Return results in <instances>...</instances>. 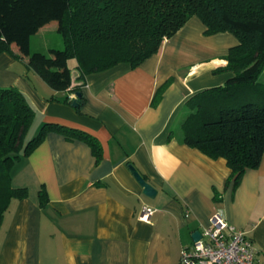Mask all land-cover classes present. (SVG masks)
Listing matches in <instances>:
<instances>
[{
  "label": "crops",
  "instance_id": "obj_1",
  "mask_svg": "<svg viewBox=\"0 0 264 264\" xmlns=\"http://www.w3.org/2000/svg\"><path fill=\"white\" fill-rule=\"evenodd\" d=\"M205 30L192 16L139 65L118 63L81 84L70 59L79 108L69 102L72 91L52 90L26 59L0 53V86L18 88L33 106L34 136L54 122L88 132L101 146L96 162L86 142L51 131L14 162L11 182L27 195L12 199L3 214L0 264H179L191 235L217 211L251 238L264 264V154L233 188L223 157L211 158L173 134L190 96L232 76L214 70L237 38ZM162 83L160 101L151 106ZM129 164L154 186V197L142 192ZM143 205L154 209L149 220L139 216Z\"/></svg>",
  "mask_w": 264,
  "mask_h": 264
},
{
  "label": "trees",
  "instance_id": "obj_2",
  "mask_svg": "<svg viewBox=\"0 0 264 264\" xmlns=\"http://www.w3.org/2000/svg\"><path fill=\"white\" fill-rule=\"evenodd\" d=\"M192 16L203 22L206 34L229 31L238 42L222 56L225 64L214 70L232 76L190 96L173 134L211 158L223 157L230 169L226 185L231 181L235 188L264 154V83L258 81L264 71V0H0V53L26 59L27 68L52 90L81 94L87 74L118 63L139 65ZM50 23L56 24L63 47L32 52L31 36ZM70 59L76 61L80 82L73 86ZM165 84L155 90L151 106L160 101ZM82 99L81 94L76 108ZM34 117L33 106L18 88L0 86V225L10 201L27 195L25 186L12 184V165L48 132L82 140L96 162L101 158L99 141L73 126L43 123L27 139ZM39 196L44 203L42 190Z\"/></svg>",
  "mask_w": 264,
  "mask_h": 264
},
{
  "label": "built area",
  "instance_id": "obj_3",
  "mask_svg": "<svg viewBox=\"0 0 264 264\" xmlns=\"http://www.w3.org/2000/svg\"><path fill=\"white\" fill-rule=\"evenodd\" d=\"M154 209L143 205L142 220H149ZM200 238L180 251L179 264H260L251 238L230 224L221 212H214Z\"/></svg>",
  "mask_w": 264,
  "mask_h": 264
},
{
  "label": "rangeland",
  "instance_id": "obj_4",
  "mask_svg": "<svg viewBox=\"0 0 264 264\" xmlns=\"http://www.w3.org/2000/svg\"><path fill=\"white\" fill-rule=\"evenodd\" d=\"M54 24V23H51ZM53 25H51V27L46 28L45 31L40 30L38 33H35L31 36L30 38V50L33 51H40L43 53H47L48 51V47H54L57 49H61L63 47V43H62V38L60 36V34L56 31V27L54 26L52 28ZM22 66L25 65L23 62L18 61V69L23 68ZM258 81L260 83H264V71L261 72ZM33 135V129L29 128L26 138L30 139L32 138ZM16 183L18 182H14L13 185H17Z\"/></svg>",
  "mask_w": 264,
  "mask_h": 264
},
{
  "label": "water",
  "instance_id": "obj_5",
  "mask_svg": "<svg viewBox=\"0 0 264 264\" xmlns=\"http://www.w3.org/2000/svg\"><path fill=\"white\" fill-rule=\"evenodd\" d=\"M81 94L79 92L74 93V98L72 99V106H78L77 103V98L80 96ZM132 175L134 176V178L136 179V181L139 183V185L142 187V192L148 196V197H154L157 193V190L154 188V186L145 180V178L143 177V175L132 165L129 164L128 165ZM201 234L199 231H195L192 235L191 238L193 241H196L200 238Z\"/></svg>",
  "mask_w": 264,
  "mask_h": 264
}]
</instances>
